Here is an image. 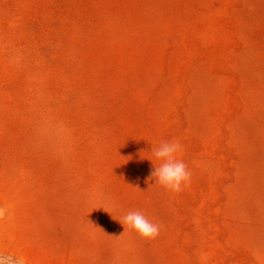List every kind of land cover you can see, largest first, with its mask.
<instances>
[{
    "label": "rangeland",
    "instance_id": "374dc122",
    "mask_svg": "<svg viewBox=\"0 0 264 264\" xmlns=\"http://www.w3.org/2000/svg\"><path fill=\"white\" fill-rule=\"evenodd\" d=\"M0 256L264 264V0H0Z\"/></svg>",
    "mask_w": 264,
    "mask_h": 264
},
{
    "label": "clouds",
    "instance_id": "9594fccd",
    "mask_svg": "<svg viewBox=\"0 0 264 264\" xmlns=\"http://www.w3.org/2000/svg\"><path fill=\"white\" fill-rule=\"evenodd\" d=\"M182 151V144L175 140L162 141L152 149V155L159 161V165L154 166L151 174L154 183L174 193L182 191L191 178L186 163L178 158V154ZM120 222L146 239H153L160 232L159 225L150 221L140 211L128 212ZM0 264H23V261L12 256H0Z\"/></svg>",
    "mask_w": 264,
    "mask_h": 264
}]
</instances>
